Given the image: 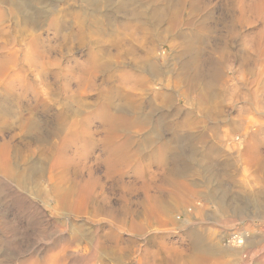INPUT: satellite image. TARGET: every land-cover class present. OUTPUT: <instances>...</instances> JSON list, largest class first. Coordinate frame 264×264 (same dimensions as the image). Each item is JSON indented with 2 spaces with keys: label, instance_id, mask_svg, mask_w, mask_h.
Instances as JSON below:
<instances>
[{
  "label": "rangeland",
  "instance_id": "obj_1",
  "mask_svg": "<svg viewBox=\"0 0 264 264\" xmlns=\"http://www.w3.org/2000/svg\"><path fill=\"white\" fill-rule=\"evenodd\" d=\"M251 1L0 0V27L12 33L11 41L0 35V52L16 51L18 67H28L23 54L32 34L50 46L54 71L76 70L96 52L97 63H105L86 92L72 81L68 101L60 80L49 76L53 93L43 94L42 88L38 93L48 111L32 109L31 90L21 101L19 91L6 95L7 79L0 78V143L7 144L0 147V264H43L58 250L67 264H83L79 254L89 234L105 232L108 219L58 206L54 189L63 188L65 179L78 186L89 182L105 206L117 210L124 203L142 210L151 204L148 193L176 208L164 226L134 235L122 261L102 251L96 264H191L196 254L206 253L201 249L208 253L207 264H264V54H251L249 60L257 59L251 61L252 73L242 54L263 22L236 19L240 5ZM52 17L63 21L58 32L48 27ZM31 69L27 80L34 77ZM18 71L8 79L17 83ZM126 71L145 82L130 88V99L117 98L112 108L125 119L117 121L112 136L127 156L124 165L108 169L101 141L107 126L82 118L96 112L108 79L120 85ZM200 93L206 98L201 106ZM19 113L29 118L23 129L16 122ZM84 129L92 147L83 132L78 134ZM63 137L77 138L67 151L37 150ZM64 163L76 165L79 174L73 168L63 173ZM74 229L81 238L71 245ZM237 236L244 238L238 248L217 245Z\"/></svg>",
  "mask_w": 264,
  "mask_h": 264
},
{
  "label": "bare ground",
  "instance_id": "obj_2",
  "mask_svg": "<svg viewBox=\"0 0 264 264\" xmlns=\"http://www.w3.org/2000/svg\"><path fill=\"white\" fill-rule=\"evenodd\" d=\"M263 7H264V0H252L251 3L241 4L239 7L241 10H238V16H236L237 17L236 19L239 22H242V21H246L249 23H254V22H259V21L263 22L262 28L260 30L253 32L252 33L253 35L250 36L249 39L246 41V44L248 46L247 48L248 52L246 51V54H244L245 51L244 53L242 52V54L244 55L243 58L244 57L246 58L243 60V64L247 66V67L244 66L246 67L247 73L253 72L252 67H251V61L253 62L257 61V59L255 58L254 59L252 58L253 60H249L251 54H254V57H258L259 53L260 55L264 54V10H262ZM2 11L0 10V20L2 16L1 13H4ZM174 20L175 18L172 19V21ZM62 23H61V20L57 19V17L55 18L52 17L48 21V27L54 29L55 32H58L59 29L61 30L60 27H62ZM230 23L231 25L233 24L232 20L230 21ZM77 28H78V34H79L82 29L80 23H78ZM17 33L24 34L26 33V30L19 28ZM0 35L9 37L10 38L9 41H11V37H10V35H12L11 30H4L3 28L0 27ZM26 46L27 48H26V51L24 52L25 55L23 54L24 62H26V64L28 65L26 69L22 68L24 64L23 65L20 64V67H18L19 59L16 54V51H9L6 54H1L2 51L0 52V78L7 79L2 84V88H3L2 90L6 95H13L15 91L16 93L17 91H19L18 101L23 100L26 97L28 90H31V92H33V98H34V100L32 99L33 105L31 106L33 107L32 108L33 110L37 107H40V109L43 111L49 110V104L47 103V101H45V99H43L42 97L41 98L38 97V93L39 94L41 93V88L44 90L43 92H45L43 94H48V95L50 94L51 89H52V84H51L52 82L50 83V81L48 80L49 76H51L53 79L60 80L59 82L60 92H62L63 96H65V98L63 97V99L65 101H68L67 94L70 93V92L68 93V91L71 88L72 81H75L76 89L78 91L86 92L88 89L94 87L95 85L94 79H95L96 71H98V69L102 68V66L105 65V63H99V64L97 63L96 58L99 57L98 56L99 54H97L96 52V53L90 54V56L84 62V64L81 66H77L76 70L71 69L72 67L67 68V69L64 68V72L62 73V72L54 71V66H56L57 63L55 62V59L52 58L50 55L51 48L50 46L48 47V45L44 44L40 40V37L38 34H32L27 39ZM131 51L133 52V50ZM247 53H249V55ZM140 61H141V58H140ZM142 61L145 62V58ZM15 68L16 70H18V68L20 70L18 71L17 74H15L16 77L19 76L20 78V80L17 83L11 79H8L9 77L10 78L12 77L10 75L12 74V71L15 70ZM29 68H32L31 70H33V74H34V77L31 80L26 79V72L29 70ZM120 76H119L120 85H113L114 83L110 84V79H108V83H109L108 87L104 90H100L99 92V95H98L99 103H98L96 112L82 118L83 122H86L87 124L91 121L92 118H97V119H100L107 126L105 130V134L102 137L101 141L104 142V144L107 146L106 148L107 154L105 156V163L108 169H110L109 167H112V166L120 167L124 165L126 163V156H127L125 147L122 144H118L115 140H113V136H112V133L114 131L115 124H117V121L125 120V119L121 115H117L113 113L112 108L116 104L115 102L117 98L123 99L124 97V98L130 99L131 97L130 88L134 89L133 88L135 87L134 85L138 83L144 84L145 82L144 78H138L132 75V73H130L129 71L124 72ZM124 88H128V90L126 89V91H124L123 93L121 89H124ZM262 89H264V85ZM51 93H53V91ZM60 97L62 98V96ZM252 98H253V104L257 105L258 99L256 98V96L254 95ZM199 99H200L199 106H201L202 103H204V100L206 99L203 93L199 94ZM65 103L66 102H63V104ZM214 111L215 113H217L216 105L214 107ZM26 117H24L23 114L19 113L18 119L16 121L18 123L19 128L23 129L27 126L29 118L28 117L26 118ZM0 121H3V120L0 119ZM82 132L84 133L83 140L85 144L87 145V147H92L93 138L91 134L89 133L88 129L79 131L78 134H81ZM76 139L77 138L74 137L72 140H68L66 137H63L59 143L48 142L45 145H38L37 150L43 152V151H49V150L54 151L55 149H57L61 152H65L68 150L69 145H72L73 142L76 141ZM115 143L117 144L113 145ZM0 147H3L5 149L7 147V144L2 143ZM0 165H3L2 161H0ZM54 167H57V166H54ZM60 167L62 168L63 173L73 168V174L74 172H77L79 174L78 171H74V168H76L77 170L76 165H72L71 163H64L60 165ZM54 190H55L54 198H55L56 204L58 206L67 208L69 212H71L72 214H83V215L84 214L86 215L87 214H90V215L102 214V215H105L104 217L107 216L106 218L108 219L106 220L107 230L102 233H96V234L94 233L95 235L92 234V236L89 234L88 237H90L91 240L89 241V238H88V241L85 243L83 247V251L81 250L82 253L79 254V258L81 260V263L83 264H96L95 263L96 261L94 262V260H96L98 253L102 251L106 255H110L113 258H115L117 262L122 261L123 260L122 258L127 256L128 254L129 247H130L131 242L133 241L134 235L136 234L138 235L144 232L146 229L152 228L153 226H154L153 229L154 228L159 229L160 227L164 226L163 225L164 223L163 224L161 223L169 219L171 220L172 213L174 212L173 210L176 209L175 206L171 207V206L161 205L160 202L158 201L159 199H156L157 197L155 198V197L150 196L148 192H147L148 194L146 195V197H147V200H149L151 204L150 205L144 204L142 207V210L140 209V211L132 209L129 205H126L125 203L119 210L114 209L112 207H106L105 198H99L97 195H95L93 192V189L90 188L89 182L86 183L84 186H78L76 182L74 183L72 181V179L71 180L65 179V186L63 188L60 186H56ZM79 235L80 233L78 230H75V229L72 230L69 236V243L71 245L72 244L74 245V243L78 242L79 239L81 238V236ZM237 237L232 238L231 241H228V242L226 241L224 245H223L224 240L222 241V239L218 240V243L217 242L216 243L221 249L224 246H227L228 248H238L242 246V244L244 243V238L243 237L237 238ZM200 241L202 243V247H204L205 246L204 237H201ZM213 241H215L214 238H213ZM201 251L207 253V251H205L204 249H201ZM201 251H199V253ZM206 253L196 254V257H192L190 261H189V258L187 259L186 257V259L191 264H207V261L209 260V256L207 255L208 253L207 254ZM186 256H187V253H186ZM66 261L67 260L65 256L63 255V251L58 250L52 253L48 258H46L43 264H67ZM170 261L171 260L167 258V262H170ZM29 264H33V263H29Z\"/></svg>",
  "mask_w": 264,
  "mask_h": 264
}]
</instances>
